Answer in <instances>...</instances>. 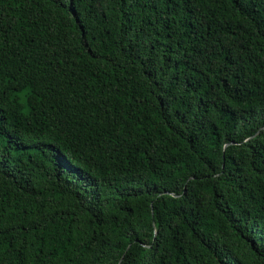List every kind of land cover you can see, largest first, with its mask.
I'll list each match as a JSON object with an SVG mask.
<instances>
[{
  "label": "trees",
  "instance_id": "1",
  "mask_svg": "<svg viewBox=\"0 0 264 264\" xmlns=\"http://www.w3.org/2000/svg\"><path fill=\"white\" fill-rule=\"evenodd\" d=\"M0 264H264V0H0Z\"/></svg>",
  "mask_w": 264,
  "mask_h": 264
}]
</instances>
